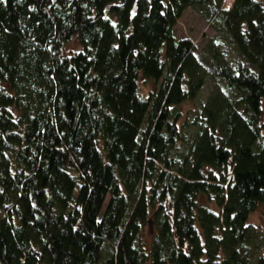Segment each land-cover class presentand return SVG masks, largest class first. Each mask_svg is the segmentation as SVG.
<instances>
[{
    "label": "trees",
    "instance_id": "obj_1",
    "mask_svg": "<svg viewBox=\"0 0 264 264\" xmlns=\"http://www.w3.org/2000/svg\"><path fill=\"white\" fill-rule=\"evenodd\" d=\"M258 206L264 0H0V264H264Z\"/></svg>",
    "mask_w": 264,
    "mask_h": 264
},
{
    "label": "rangeland",
    "instance_id": "obj_2",
    "mask_svg": "<svg viewBox=\"0 0 264 264\" xmlns=\"http://www.w3.org/2000/svg\"><path fill=\"white\" fill-rule=\"evenodd\" d=\"M233 1L228 3V0H221V6L224 8H230L233 4ZM174 35L180 38L189 39L194 45V53L196 55H202V52H205V47L208 42L218 35L216 30L210 25V22L207 21L195 7H187L180 18L177 19L176 24L173 28ZM80 46L75 39L67 44L64 51L71 52L79 50ZM224 50L229 51V47H225ZM141 83V93L147 94V92L152 88L153 83L151 81ZM211 82L200 89L197 97L192 101L184 102L180 105L181 118L180 121L183 124L185 121H190V111L199 105L200 100H205L206 96L209 93ZM263 208L258 206L250 215L248 216V223L255 227H259L264 230V213L262 212Z\"/></svg>",
    "mask_w": 264,
    "mask_h": 264
},
{
    "label": "bare ground",
    "instance_id": "obj_3",
    "mask_svg": "<svg viewBox=\"0 0 264 264\" xmlns=\"http://www.w3.org/2000/svg\"><path fill=\"white\" fill-rule=\"evenodd\" d=\"M230 1L232 2V0H228V3H230V4H231V2H230Z\"/></svg>",
    "mask_w": 264,
    "mask_h": 264
}]
</instances>
